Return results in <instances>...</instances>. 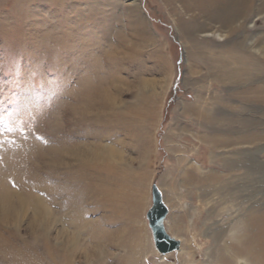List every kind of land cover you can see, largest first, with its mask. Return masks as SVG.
<instances>
[{
    "label": "rangeland",
    "instance_id": "374dc122",
    "mask_svg": "<svg viewBox=\"0 0 264 264\" xmlns=\"http://www.w3.org/2000/svg\"><path fill=\"white\" fill-rule=\"evenodd\" d=\"M241 1L228 3L222 37L207 38L194 30L203 15L193 0H0V190L13 191L15 204L0 212V264L222 258L215 233L225 239L264 208V191L248 196L241 181L249 156L264 164V141L242 138L249 119L264 134V56L249 47L264 42V22L247 23L264 0ZM185 104L220 125L184 115ZM195 169L202 182L191 187L185 173L197 177ZM209 172L242 188L226 200L205 183ZM152 184L177 252L154 248ZM17 196L40 199L51 220L34 218Z\"/></svg>",
    "mask_w": 264,
    "mask_h": 264
},
{
    "label": "bare ground",
    "instance_id": "6f19581e",
    "mask_svg": "<svg viewBox=\"0 0 264 264\" xmlns=\"http://www.w3.org/2000/svg\"><path fill=\"white\" fill-rule=\"evenodd\" d=\"M228 3H230L231 9H233V8L237 9V7L238 8L240 7L239 4H243L241 0H229V1L228 0H195V1L193 0V5L195 4L194 6L196 7V10L198 11L199 15H203V22L200 23L201 25L199 27H195L194 30H196V32L198 31L199 33H201L199 35H202L203 37L209 38V37L214 36L216 38H221L222 37L221 33L223 31H226V28H227V23H226V19H225V17H226L225 10L227 8V5H229ZM188 8L189 7L187 5V6L184 7V10L186 11ZM260 9H262V12L258 11V13L255 16L250 17L247 20V23L251 24V28H253V29L255 28L256 24L259 21H263L264 22V2H263V6ZM190 13H191V11H190ZM255 18H257V20H255L257 22H254V20H253ZM235 22L237 24H239L238 26H236V28L238 29L240 27L243 28L244 23L246 21L243 20L242 23H240V21L237 20ZM216 24L219 26L218 28L215 27ZM175 25H176V23H175ZM138 31H141V30H138ZM139 33H141V32H139ZM143 36L145 38L149 39V37H146L145 35H143ZM257 40L258 39L254 38L252 40V43L250 42L251 44L248 42L250 44V46H249L250 50H251V48H253L254 50H256L259 53V56L260 55L264 56V42H261L259 45H255V41H257ZM247 58H249V57H247ZM254 59H255V57H254ZM263 73H264V69H263ZM230 75L232 76L231 73H230ZM262 76H264V75H262ZM262 90L263 89H261V91ZM259 93L258 94L256 93V94L259 95ZM105 95L108 96L109 94L107 95V93H106ZM250 95H251V93H250ZM97 97H98V95H97ZM254 98H256V97H254ZM254 98H253V100H254ZM257 98H258V96H257ZM260 98H262V97H260ZM105 100H103V105H104V101ZM259 100H262V99H259ZM263 100H264V96H263ZM106 101L111 103V100L107 99ZM260 103H263V102H260ZM94 105H96V104H94ZM257 105H259V102H258ZM83 111H84V109H83ZM182 113L184 115H189L193 119L194 118H196V119L201 118V119H205V121H208V122L209 121L214 122V123L215 122H217V123L220 122V120H214V119H212L211 116L205 114L207 112L204 111L202 108H200V109L198 107L195 108L193 105H191V106L190 105H186V104L183 105ZM243 123L246 126V128H250V130H247L246 134L244 135V137L242 136V138L247 140L246 142H247V144L249 146L258 147V146H256V144H259V143L264 141V134L260 133V132H257L254 129V128L257 127L256 121L249 119L248 121H244ZM224 140L227 141L228 139L220 137L214 142H217V143L221 144V143L225 142ZM262 145H263V143H262ZM108 151H107V153H108ZM97 153L95 155H97ZM86 154H87V152H86ZM104 154H105V152H104ZM117 154H119V153H117ZM100 159H102V158H100ZM244 163H245L244 164L245 165V170H244V173H242V175H241L242 176L241 181H243V180L247 181L246 182L247 186L244 187L245 188L244 190L247 192V195L248 196H252V195L256 194L259 191H264V164L260 163V162H259L260 163L259 164L253 156H249V158H247ZM227 166H229V167H227ZM226 167H227V169L235 168L234 166H232V162H226ZM189 168H192V167L190 166ZM195 171L196 172L198 171L197 173L199 175H197V177H195V175H188L187 176L186 173H185L186 180L189 182V185L191 187L192 186H196V185H198V184H200L202 182V179H200V175L201 174H200L199 170L195 169ZM205 176H206L205 179H204L205 183L208 182V184H210L209 186L214 188V190H215L214 192L219 193L220 191H224V193H228V195L227 194H223V195H225L224 198L226 200L234 198L236 196V194L238 193L237 192L238 189L242 188V187L237 186L235 181H229V182L223 183L224 175H221V174L218 175L215 172L206 173ZM13 195H14V192L11 191V190H8V189L0 190V212L2 213L3 216L7 215V214L9 215L11 213V211L14 210L13 206H15V204H13L14 203ZM263 197H264V193H263L262 199H263ZM30 199H31L30 200L31 201V205L29 203H27V201H28L27 199H25L23 197H20V196L16 197V202H17V205H19V204L22 205V208H24L25 206L26 207L27 206H29V207L32 206V211L31 212H32V215H33L34 218H37V219H40V220L42 219L43 222L44 221H46V222L50 221L51 218H52V215L50 214V211L47 209V207H45L43 202L40 199H38L37 197H31ZM168 213H169V211H168ZM228 233L229 234L227 235V237L225 239H223V240H222V236L220 235V233H218V234L215 233V235L213 236L214 239H216L214 241H216L217 250L223 252L221 254L223 255L222 258L224 257L223 259L220 257L221 259H219L217 262H215V264H264V208H260L257 211H252V210L249 211L248 214L246 216H244L241 224L239 226L238 225H233L229 229ZM73 238H75V237L73 236ZM75 240L77 241V237H76ZM74 243H76V242H74ZM3 244H4V239H3V237L0 236V245L3 246ZM179 250H180V247H179ZM160 255H162V254H160ZM63 260H64V264H69L67 256H65L63 258ZM129 264H135V258H134V260L130 259L129 260ZM162 264H166V263L163 262Z\"/></svg>",
    "mask_w": 264,
    "mask_h": 264
},
{
    "label": "water",
    "instance_id": "95a60500",
    "mask_svg": "<svg viewBox=\"0 0 264 264\" xmlns=\"http://www.w3.org/2000/svg\"><path fill=\"white\" fill-rule=\"evenodd\" d=\"M151 206L145 214L148 228L151 232L153 245L157 253L165 255L177 252L180 241L170 236L165 227V219L168 215V208L164 204L161 192L155 184L151 186Z\"/></svg>",
    "mask_w": 264,
    "mask_h": 264
}]
</instances>
